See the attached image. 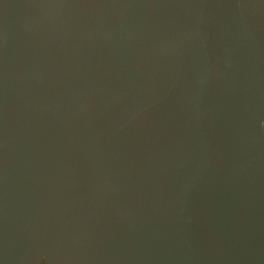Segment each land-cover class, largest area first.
Returning <instances> with one entry per match:
<instances>
[{"label": "water", "instance_id": "obj_1", "mask_svg": "<svg viewBox=\"0 0 264 264\" xmlns=\"http://www.w3.org/2000/svg\"><path fill=\"white\" fill-rule=\"evenodd\" d=\"M0 264H264V0H0Z\"/></svg>", "mask_w": 264, "mask_h": 264}]
</instances>
